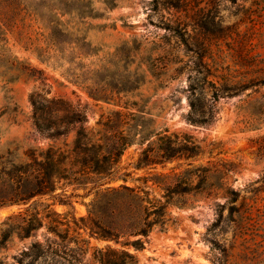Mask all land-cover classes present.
Here are the masks:
<instances>
[{
	"label": "rangeland",
	"instance_id": "obj_1",
	"mask_svg": "<svg viewBox=\"0 0 264 264\" xmlns=\"http://www.w3.org/2000/svg\"><path fill=\"white\" fill-rule=\"evenodd\" d=\"M104 22L116 27L88 31L84 46L90 55L86 56L74 48L83 33L70 36L73 42L63 52L49 47V33L37 25L10 34L11 53L34 71L7 81L19 72L0 67V152L23 161L30 146L52 142L42 139L33 125L30 97L34 91H49V96L80 105L87 113V125L96 126L103 113L118 107L92 98L86 85L107 74L108 92L115 93L128 79H144L135 96L129 93L130 99L147 100L148 116L157 128L186 132L201 142L204 150L192 160L194 165L231 162L234 173L229 183L238 194L232 202L218 196L192 200V207L172 206L178 224L167 231L155 229L144 248L129 249L139 264H264V152H258V141L264 140V0H119L107 19L94 23ZM236 81L248 87L219 98L213 124L194 125L186 120L193 91L201 94L208 110L214 85L224 87ZM73 136L71 132L68 141ZM140 153L141 146L134 144L121 160L130 185H141L137 178L150 172L187 166L182 160L136 168ZM90 200L88 196L74 198L73 206L58 201L53 205L64 221L78 228L79 239L86 240L79 242L81 249L48 233L46 227L27 237L14 232L0 248V264H100L96 250L115 244L91 233L86 220ZM215 201L226 203L222 215ZM49 202L53 201L42 197L2 207L0 226L29 205L42 211ZM47 235L57 239L58 252L34 249L33 243H44Z\"/></svg>",
	"mask_w": 264,
	"mask_h": 264
},
{
	"label": "trees",
	"instance_id": "obj_2",
	"mask_svg": "<svg viewBox=\"0 0 264 264\" xmlns=\"http://www.w3.org/2000/svg\"><path fill=\"white\" fill-rule=\"evenodd\" d=\"M98 2L101 6H97ZM117 6L119 0H0V67L19 72L16 76H9L7 81L26 71L33 75L34 71L11 53L10 34L17 29L25 30L34 25L44 28L49 33V47L59 52L65 51L66 45L73 42L70 36L83 33L85 35L78 38L74 46L77 50H74L86 56L90 55L84 46L88 45L86 33L94 28L116 27V23L94 22L107 19L108 11ZM103 71L108 72V68ZM95 72H101V69H95ZM107 76L105 74L93 84L86 85L92 98L118 107L103 113L96 126L87 125V113L80 105L49 96V91L31 94L35 130L42 139L52 142L30 146L24 152L23 161L0 152V208L28 204L42 197L53 202L45 203L42 211L29 205L24 211L7 217L0 226V248L14 232L27 237L34 230L46 227L48 233L63 241H73L81 249L79 242L86 240L79 239L78 228L64 221L63 214L58 213L53 205L58 201L73 206L74 198L91 196L90 202L86 203V220L91 233L115 244L96 250L98 262L139 264L129 247L144 248L146 238L155 229L167 231L176 226L178 219L171 210L172 206L192 207V200L218 196L229 202L236 200L238 191L229 183L234 173L231 162L194 165L192 160L204 150L201 142L186 132L171 131L169 127L157 128L148 116L147 100L142 103L130 99L129 93L135 96L144 79H128V84L114 93L108 92ZM76 77L81 78L80 75ZM214 87L208 110L201 94L192 92L191 110L185 116L189 123L213 124L218 118L216 102L219 98L224 94L236 95L248 86L243 81H236L229 86ZM124 97L127 99L122 105ZM71 132L74 136L68 141ZM134 144L141 146L136 168H156L182 160L187 166L150 172L137 178L142 181L141 185H130L127 173L122 172L121 160ZM258 152H264V140L258 141ZM118 180L122 182L115 184ZM215 204L217 212L222 215L221 208L226 203L215 201ZM73 219L77 225L74 216ZM33 247L43 253L59 251L57 239L48 235L44 243L35 241Z\"/></svg>",
	"mask_w": 264,
	"mask_h": 264
}]
</instances>
